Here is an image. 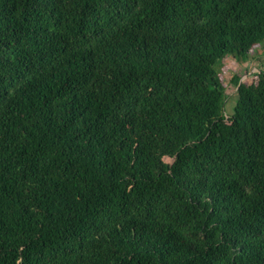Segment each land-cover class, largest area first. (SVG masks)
<instances>
[{
    "label": "trees",
    "instance_id": "obj_1",
    "mask_svg": "<svg viewBox=\"0 0 264 264\" xmlns=\"http://www.w3.org/2000/svg\"><path fill=\"white\" fill-rule=\"evenodd\" d=\"M264 0H0V264H264ZM169 159L170 162H166Z\"/></svg>",
    "mask_w": 264,
    "mask_h": 264
},
{
    "label": "rangeland",
    "instance_id": "obj_2",
    "mask_svg": "<svg viewBox=\"0 0 264 264\" xmlns=\"http://www.w3.org/2000/svg\"><path fill=\"white\" fill-rule=\"evenodd\" d=\"M259 47L260 51L263 53L264 45ZM256 49H253L250 52V57L246 63H240L234 60L231 56H227L225 59L214 65L216 76L220 79L222 85L224 86V93L227 96L223 113L226 118L233 114L236 101L235 86L231 82L232 77L237 75L241 77L240 80L250 83L251 74L258 72L259 70H264V55L256 60V58H258V51ZM254 63H257L258 66L254 67ZM165 161L170 162L169 159H165Z\"/></svg>",
    "mask_w": 264,
    "mask_h": 264
},
{
    "label": "crops",
    "instance_id": "obj_3",
    "mask_svg": "<svg viewBox=\"0 0 264 264\" xmlns=\"http://www.w3.org/2000/svg\"><path fill=\"white\" fill-rule=\"evenodd\" d=\"M264 45V44H263ZM256 49V48H255ZM257 51H258V58H256V60H258L259 59V57H263V55H264V51H263V53L260 51V47H258L257 49H256ZM249 63V62H248ZM247 63V64H248ZM245 65V64H244ZM249 65V64H248ZM254 65V67H257L258 65H257V63H254L253 64Z\"/></svg>",
    "mask_w": 264,
    "mask_h": 264
},
{
    "label": "water",
    "instance_id": "obj_4",
    "mask_svg": "<svg viewBox=\"0 0 264 264\" xmlns=\"http://www.w3.org/2000/svg\"><path fill=\"white\" fill-rule=\"evenodd\" d=\"M242 83V80H240V83L239 84H241Z\"/></svg>",
    "mask_w": 264,
    "mask_h": 264
}]
</instances>
